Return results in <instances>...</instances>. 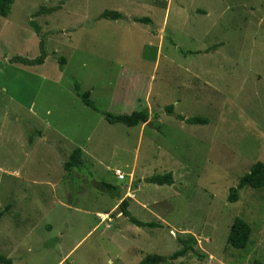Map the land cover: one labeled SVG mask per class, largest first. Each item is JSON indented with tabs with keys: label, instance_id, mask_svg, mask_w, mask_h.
Listing matches in <instances>:
<instances>
[{
	"label": "rangeland",
	"instance_id": "obj_1",
	"mask_svg": "<svg viewBox=\"0 0 264 264\" xmlns=\"http://www.w3.org/2000/svg\"><path fill=\"white\" fill-rule=\"evenodd\" d=\"M106 10L123 17L101 19ZM41 42L42 65L11 61L37 58ZM168 105L209 124L176 120ZM143 109L152 127L102 115ZM77 147L84 167L67 172ZM257 162L264 0H15L0 16V255L14 264H139L173 254L187 234L204 257L162 264L264 263V189L227 201ZM169 172L172 185L144 182ZM128 193L131 215L159 227L121 214ZM237 217L253 230L245 250L227 245Z\"/></svg>",
	"mask_w": 264,
	"mask_h": 264
},
{
	"label": "trees",
	"instance_id": "obj_2",
	"mask_svg": "<svg viewBox=\"0 0 264 264\" xmlns=\"http://www.w3.org/2000/svg\"><path fill=\"white\" fill-rule=\"evenodd\" d=\"M15 3V0H0V16L7 18L12 10V7ZM123 16L119 12L115 11H104L100 18L101 19H111V20H119ZM133 21L139 23L149 24L151 23V19L147 17H133ZM35 31L37 34H40L41 28L37 24H34ZM40 56L33 60H28L23 57L16 56L11 61L15 63L21 64H30L32 66L42 65L47 57V54L44 50L43 42L40 43ZM61 62L65 63L66 59L64 57L61 58ZM77 96L81 99L82 103L90 108L93 111H99L95 102L91 98L90 91H82L81 86L76 83L74 88ZM164 112L167 115L175 117V119L185 122L190 125H208L209 120L205 117H190L185 118L183 115L176 114L174 111L173 105H168L165 107ZM103 117L109 124H123L127 127H136L139 125H143L149 122L150 120V111L148 109H143L139 111H134L131 114H113L110 112H102ZM159 115L156 113L155 118H158ZM84 167V152L81 147L75 148L72 153L69 155V159L64 164V169L69 171L80 170ZM145 183H151L156 185H172L174 183V177L171 172L165 173L162 175H153L144 179ZM102 188L114 189L111 185L103 182L100 183ZM245 187H250L252 189H264V163L257 162L255 163L245 175H243L236 187L230 188L229 195L227 197V201L230 203H235L239 200V192L243 190ZM129 198L124 199L119 208L120 212L123 216L127 217L129 221L136 225L139 228H157L159 224L155 222H143L135 218L131 215L128 210L129 207ZM3 216V212L0 213V219ZM252 228L250 224L245 221L243 218L237 217L233 225L231 227L230 233L227 238V245L237 249V250H245L248 248L251 237H252ZM181 244L180 249L175 251L173 254L169 256H162L156 254H150L145 256L139 264H162L166 262H173L181 258H186L190 255H194L199 258H203L204 256L200 254L197 249V239L195 236L191 234H187L184 238L180 237L178 239ZM0 264H14L11 258L6 257L5 255H0ZM252 264H264L260 260H254Z\"/></svg>",
	"mask_w": 264,
	"mask_h": 264
},
{
	"label": "built area",
	"instance_id": "obj_3",
	"mask_svg": "<svg viewBox=\"0 0 264 264\" xmlns=\"http://www.w3.org/2000/svg\"><path fill=\"white\" fill-rule=\"evenodd\" d=\"M116 175H117V177H118L119 179H121V180H124V179H125V174L121 173V170H118V171L116 172Z\"/></svg>",
	"mask_w": 264,
	"mask_h": 264
},
{
	"label": "crops",
	"instance_id": "obj_4",
	"mask_svg": "<svg viewBox=\"0 0 264 264\" xmlns=\"http://www.w3.org/2000/svg\"><path fill=\"white\" fill-rule=\"evenodd\" d=\"M201 13L204 14L205 12H201ZM91 97H92V93H91ZM83 152H84V149H83ZM72 172H73V171H72ZM130 195H131V194L128 193V194H127V198H129ZM131 196H132V195H131ZM122 201H123V200H122ZM98 215H103V214H102V212H97V216H98Z\"/></svg>",
	"mask_w": 264,
	"mask_h": 264
},
{
	"label": "water",
	"instance_id": "obj_5",
	"mask_svg": "<svg viewBox=\"0 0 264 264\" xmlns=\"http://www.w3.org/2000/svg\"><path fill=\"white\" fill-rule=\"evenodd\" d=\"M147 124H148L150 127H152V123L148 122Z\"/></svg>",
	"mask_w": 264,
	"mask_h": 264
}]
</instances>
